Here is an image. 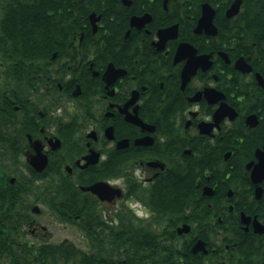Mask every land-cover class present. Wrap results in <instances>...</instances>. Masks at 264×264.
I'll return each mask as SVG.
<instances>
[{
    "label": "flooded vegetation",
    "instance_id": "flooded-vegetation-1",
    "mask_svg": "<svg viewBox=\"0 0 264 264\" xmlns=\"http://www.w3.org/2000/svg\"><path fill=\"white\" fill-rule=\"evenodd\" d=\"M0 174L77 185L59 226L264 264V0H0Z\"/></svg>",
    "mask_w": 264,
    "mask_h": 264
},
{
    "label": "trees",
    "instance_id": "trees-1",
    "mask_svg": "<svg viewBox=\"0 0 264 264\" xmlns=\"http://www.w3.org/2000/svg\"><path fill=\"white\" fill-rule=\"evenodd\" d=\"M5 185L0 174V264H225L214 257L183 256L174 243L142 238L122 243L113 240L108 243L109 251H104L108 245L105 241L93 240L92 247L98 250L93 253L68 242L34 244L25 241L23 224L28 219V210L22 206L25 208L28 200ZM50 185L43 191V201L53 207L55 197ZM83 229L87 246V226ZM119 248H122L120 256L113 253Z\"/></svg>",
    "mask_w": 264,
    "mask_h": 264
},
{
    "label": "rangeland",
    "instance_id": "rangeland-1",
    "mask_svg": "<svg viewBox=\"0 0 264 264\" xmlns=\"http://www.w3.org/2000/svg\"><path fill=\"white\" fill-rule=\"evenodd\" d=\"M21 180L28 183L31 181L29 177H23ZM65 190L68 191V187H65ZM41 207L43 212L41 214H34V216L41 222L42 225H46L48 230L52 232L53 237L50 241L59 243L66 239L70 242H75L78 245H84L82 232H80L74 226L65 228L63 226L57 225L51 216V211L47 208V206L41 205Z\"/></svg>",
    "mask_w": 264,
    "mask_h": 264
}]
</instances>
